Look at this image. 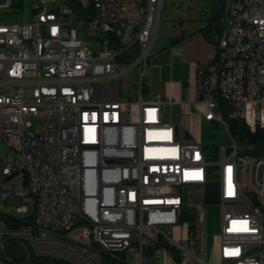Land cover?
Wrapping results in <instances>:
<instances>
[{
  "label": "built area",
  "instance_id": "obj_1",
  "mask_svg": "<svg viewBox=\"0 0 264 264\" xmlns=\"http://www.w3.org/2000/svg\"><path fill=\"white\" fill-rule=\"evenodd\" d=\"M218 1L214 46L232 47L224 72L209 54L196 64L194 105L207 122L221 101L264 121V0ZM19 3L0 0V251L24 240L67 264H214L205 207L219 204L218 264H264V158L236 157L235 141L206 150L145 96L163 0H80L94 17L38 0L28 20L5 21ZM234 163L248 164L239 179Z\"/></svg>",
  "mask_w": 264,
  "mask_h": 264
},
{
  "label": "crops",
  "instance_id": "obj_2",
  "mask_svg": "<svg viewBox=\"0 0 264 264\" xmlns=\"http://www.w3.org/2000/svg\"><path fill=\"white\" fill-rule=\"evenodd\" d=\"M208 22L211 24L212 20L208 19ZM202 27L203 24L195 20L183 26L179 34H168L158 45H155V37L146 78L145 96L161 100L163 120L179 125L183 138L188 132V139L192 140L200 137L205 121L200 109L194 105L200 96L196 88V64L205 60L216 41L209 33L210 27ZM180 124L184 126L183 130ZM13 242L1 249L0 264H10L3 258L6 255L12 257L19 248L20 245Z\"/></svg>",
  "mask_w": 264,
  "mask_h": 264
},
{
  "label": "rangeland",
  "instance_id": "obj_3",
  "mask_svg": "<svg viewBox=\"0 0 264 264\" xmlns=\"http://www.w3.org/2000/svg\"><path fill=\"white\" fill-rule=\"evenodd\" d=\"M38 0H20L19 6H13L9 12L3 16L5 21H24L28 20L30 16V4L36 3ZM221 4L218 0H163L161 20L155 40V45H158L168 34H179L180 29L187 24L196 21L203 24V29L210 27V35L212 38L217 39L220 32V16L217 20H214L220 10ZM212 20L210 24L208 22ZM205 21L207 24L205 25ZM209 23V24H208ZM205 25V27H204ZM202 37V36H201ZM200 37V38H201ZM209 54V53H208ZM208 55L205 57L207 59ZM204 61V60H203ZM131 78L132 74H127L121 77L122 91L124 94H130L131 89ZM133 97V96H132ZM41 127V117L35 116L33 119V128L39 129ZM180 128L183 130L184 126L180 124ZM181 136L183 132L181 131ZM201 143L203 147L208 150L213 147L229 146L233 144V141L237 143L239 151L247 157H253L256 155L253 151L247 150V146L237 139L233 138L228 128L223 122H203V126L200 132ZM243 168H240L242 171ZM212 179L217 180L218 174L213 173L210 176ZM194 201L192 203L198 204L201 201ZM222 207L219 204L209 205L205 207V219H206V234H207V248L208 258L214 264H218L219 259L217 256V232L219 230L220 215ZM12 242L6 244L10 246ZM13 243L19 244V248L14 251L13 257L18 264L24 263L26 258V250L29 249V245L24 240H16ZM197 253L200 251V242L197 241L195 244ZM45 258H37L34 254L32 255L33 264L38 260ZM52 260V259H49ZM53 261V260H52ZM64 264H67L64 262ZM105 264H120L117 259L105 258Z\"/></svg>",
  "mask_w": 264,
  "mask_h": 264
},
{
  "label": "bare ground",
  "instance_id": "obj_4",
  "mask_svg": "<svg viewBox=\"0 0 264 264\" xmlns=\"http://www.w3.org/2000/svg\"><path fill=\"white\" fill-rule=\"evenodd\" d=\"M64 5L67 6V9H70L71 12L76 13L80 17H94L95 9H86L85 4L80 3V0H63ZM109 36H117V29H109ZM232 47V38H223V41L220 44L214 46V48L209 53V67H215V72H224V62H220V57L224 53L230 51ZM221 88V79H212V91H219ZM217 122H223V124L228 128V124L225 121L224 113L220 109H217ZM236 157L242 159H261L264 158V155H254L253 157L244 156L239 148H236ZM243 168L240 171V168ZM243 171H248V164L243 163H234V166H231V179H239L243 177ZM261 223L264 226V211L261 214Z\"/></svg>",
  "mask_w": 264,
  "mask_h": 264
},
{
  "label": "trees",
  "instance_id": "obj_5",
  "mask_svg": "<svg viewBox=\"0 0 264 264\" xmlns=\"http://www.w3.org/2000/svg\"><path fill=\"white\" fill-rule=\"evenodd\" d=\"M220 12L221 7L218 12L219 15H217L214 20H217L219 18ZM219 103V108H221V112L224 113V118L226 123L228 124V130L231 136L245 144L247 146V150L253 151L256 155H264V121H249L244 119L243 117H229L228 113L230 112V106L226 102L221 101ZM43 260L58 264H64V262L56 260ZM119 263L122 264L121 262Z\"/></svg>",
  "mask_w": 264,
  "mask_h": 264
},
{
  "label": "water",
  "instance_id": "obj_6",
  "mask_svg": "<svg viewBox=\"0 0 264 264\" xmlns=\"http://www.w3.org/2000/svg\"><path fill=\"white\" fill-rule=\"evenodd\" d=\"M175 128H176V133H178L179 132V125H175ZM189 137H190V135L187 132L185 138L188 139ZM228 151H230V149ZM31 256H32L31 252L29 250H26L25 261H24V263H21V264H29ZM3 259L8 261L10 264H18L12 257H10L8 255H6ZM33 264H58V263H53V262H49L46 260H38Z\"/></svg>",
  "mask_w": 264,
  "mask_h": 264
},
{
  "label": "flooded vegetation",
  "instance_id": "obj_7",
  "mask_svg": "<svg viewBox=\"0 0 264 264\" xmlns=\"http://www.w3.org/2000/svg\"><path fill=\"white\" fill-rule=\"evenodd\" d=\"M207 24V21H205V25ZM205 25H204V27H205ZM42 260V259H41ZM30 262H33V260H32V256H31V258H30ZM29 262V263H30Z\"/></svg>",
  "mask_w": 264,
  "mask_h": 264
}]
</instances>
